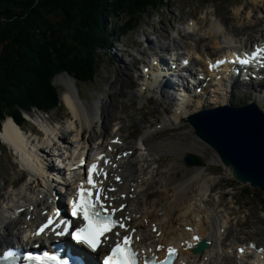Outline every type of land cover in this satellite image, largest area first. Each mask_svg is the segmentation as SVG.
<instances>
[{"label": "bare ground", "instance_id": "1", "mask_svg": "<svg viewBox=\"0 0 264 264\" xmlns=\"http://www.w3.org/2000/svg\"><path fill=\"white\" fill-rule=\"evenodd\" d=\"M256 1L258 2L259 0ZM251 8L254 9L253 7ZM237 17L241 18L239 15ZM260 23L261 22H259V24ZM185 25L184 29L179 28L178 32L175 33L179 38L178 42L174 41L176 35L171 36L167 34V31L161 34L159 40L157 38L159 43L156 45H159V49H156V54L157 52L165 51L172 45L175 49L186 50L185 54L191 58L192 63L195 66L203 68L211 62L210 59L213 57L229 54L238 48L252 47L253 43L258 44L264 39V28L258 30L257 28L261 25L256 23L248 25L253 28L254 31H252V33H243L242 36H236L237 33H242L240 28H238L237 33L235 32L236 34L228 33L224 27L210 26L203 30L202 27H198V22L191 18L187 19ZM151 33L152 32H148L146 34L143 32L141 34L140 39H143L144 49H138L137 53L140 52V56L130 51L129 54L132 56V59L142 58L144 60L145 57L148 58L149 55L153 54V48L151 46V40L153 43V38L151 39L150 37ZM195 35L199 36L195 37ZM165 39L166 41L168 39L171 43L167 44ZM187 39H191V41L189 42ZM153 44L155 45V43ZM139 46H141V43ZM147 47L149 49H147ZM196 50H199V53L196 52ZM150 52L152 54H149ZM127 66L126 64V69ZM203 71H205L204 68ZM260 73L262 72L260 71ZM60 74L56 76H58V79L61 78L64 80L63 75H67V73ZM206 74L211 76L208 72H206ZM69 77L73 81L72 77ZM138 77H141V79ZM145 77V74L141 72L134 75V79L137 83V92L136 96L133 92L134 95H132V100L138 98L137 93L139 95V93L142 92L140 93L142 94L140 96L142 98L141 101L138 99L141 103H145L144 101L151 97L149 94H152L154 95V99L156 98V103L161 104L164 101L168 102L166 111L171 110L174 104L176 107L174 111L166 115V117L158 123L161 125H157V127L151 126L150 129L146 131L145 135L142 134L143 137L141 136L140 140L145 145V149L143 150L140 148L139 142H128L125 140L127 135L125 137L121 133L124 128H122L123 121H118V123H109L107 120L103 121L101 113H99V116L95 114L98 112V105H96L94 109L96 112L89 113L88 110L84 108L83 104L79 103L73 88H68L67 86L68 91L65 97L67 102L64 98L63 99L69 111L71 109L72 117H70L71 119L69 118L67 126L61 131L56 132L50 129V127L42 125L41 127L45 131V137L43 136V138L30 136L26 131L18 134L16 131L9 128L6 118L2 127H0V140L13 149L22 170H27L31 174L33 179L30 184L34 185L31 186V188L25 185L21 191L19 190L17 193H13V196H11L13 199L10 197V200L7 203L5 202V206L3 205L0 207V244L10 242L9 238L11 236L17 237L18 233L21 231V227L30 235L34 231L36 223L43 220L42 216L39 214L41 210L45 209L51 214V209L47 203V197H52L48 194L50 192L48 185L53 184L55 187V180L57 177L55 176L56 174L53 176V174L46 173L45 164L48 162V159L51 160L50 162H53L51 157H55V160L60 163V159L68 154L67 148L70 149L69 157H72L75 154L81 156L83 154L86 155L88 151L96 150L101 147L103 149L100 152H106L112 158V163H116V167L110 170L113 174L109 178L110 184L108 185V187L115 186L116 192L110 193V196L114 200L117 198L115 202L116 206L121 203H126V207L119 215H121V217L127 215L132 219L130 224L136 227V234L140 236L138 242L139 246L145 245L146 249L152 247L153 251L158 253L159 258L165 255L166 248L175 246L179 250V264L262 263L263 258L260 256L264 254V251L257 250L255 252V258L251 255L244 257L241 254H237L236 250L238 247H246L245 245H248L249 242L255 244L256 248L261 247L262 250H264V243L259 244L257 240H253L254 238H249L248 241H245V236L231 237L232 230L227 224L228 214L222 217L221 211L206 207L208 198L203 200V197L208 194L210 186L208 182L204 181L205 174L203 172L205 171V163L203 164L202 162L200 166L198 165V167L192 169V175L183 181H174L172 177L175 172L179 173L181 165H184L183 158L185 154L190 152V154L202 157L200 152L202 151V146L206 145L204 141L193 133L190 126L185 130H181L182 126L187 125L185 120L187 114L216 105L222 106L228 104L229 106H235L233 105L234 101L232 97L235 96L236 89L239 90V87L236 85L238 84L237 80L234 78V82L229 84L218 80L211 85L212 88L209 91H211L212 94L209 95V97L203 98L198 96L193 99V103L176 104L173 103V99L167 93L165 87L158 89L152 83L145 81ZM225 84L226 87H224ZM127 85H131V83L128 82L120 87V91L116 92V96L122 94ZM263 85L264 75L260 82L254 84L255 89H253L252 96V92H250L251 97L249 96V102H255L262 108L261 111L264 113V108L262 107V103L264 102ZM207 91L205 90V93H208ZM155 92L158 93L156 96L154 94ZM144 106L142 105V108ZM112 113V111L109 114L107 113V117L112 115ZM100 125L101 127H99V129L96 128ZM95 128L98 133L97 138L95 140H90L93 138H91V132L96 131ZM86 129L89 130L91 134L89 138H85L86 140H84V131ZM108 129H112L113 135L111 137H107L109 133H107L106 136L104 135ZM166 129L173 130L175 133L167 138L157 136L159 132ZM109 132H111V130ZM148 134H150V136ZM116 136L121 139V144L113 145L116 151L107 152V146L111 145L110 140ZM223 140L228 141L225 137ZM57 143H59V146H57ZM128 143L137 144L129 146ZM50 144L53 147L52 150L49 149ZM207 147L206 145V148ZM130 150L132 151L131 154H129ZM124 152H126L125 156H123V154H125ZM167 154L175 156V160H172L173 162L167 167H162L160 165V158L162 156L165 157ZM209 161L212 163H220L216 153L212 155ZM117 176L120 177L119 182L115 180ZM161 181H163L161 189L165 191L166 195L169 194L167 200L165 198L166 196L163 198L166 200L165 204L161 203V200L158 198L145 202V198L149 199L151 189L154 185ZM198 183H201V188L199 190L200 198H189L191 196L189 192L190 189L195 187ZM68 188L69 185L66 186V190ZM25 190H27V192H24ZM55 191L56 193L60 192L62 188L55 189ZM121 193L125 194V198L120 197ZM160 205H163V207L160 208ZM24 206L26 209L21 213L22 218L20 220L16 222L9 218L11 211V213L15 215L16 209ZM40 206H42V208ZM30 207H33L31 212L29 211ZM29 213L35 215L27 217ZM124 213L125 215H123ZM152 222L155 223L152 224ZM17 225L21 226H18L16 231L13 232L11 228ZM186 225H191L194 232L199 233L200 239L209 240V246L202 253L193 254L191 252V248L195 244V241L191 239V232L185 230L184 227ZM188 244H191L192 247H188Z\"/></svg>", "mask_w": 264, "mask_h": 264}, {"label": "rangeland", "instance_id": "2", "mask_svg": "<svg viewBox=\"0 0 264 264\" xmlns=\"http://www.w3.org/2000/svg\"><path fill=\"white\" fill-rule=\"evenodd\" d=\"M147 8L146 12L138 16V18H143L138 22L136 28L127 32L125 31L123 34L118 32L114 33L115 37L110 44L111 48L105 51L104 49L97 50L96 54L100 58V66L93 81L85 83L75 82L74 78H72V81L68 74L63 75L64 80L61 78L58 79V75L52 81V84L54 83L53 85L57 88L60 94L65 91L63 85L68 88H73L74 93L78 97L79 103L83 104L84 108L88 110L89 113L96 112L94 109L96 108V105H98L99 109L95 114L99 116V113H101L103 121L107 120L109 123L123 121L122 128H124L121 133L123 136L128 134L127 137L125 136V140L128 142H133L137 138H141V133L148 127L143 133L145 135L146 131L150 129L154 121L157 119H159V121L154 123V127L161 125L158 123H160L166 115H169L174 111V108L166 111L168 102L164 101V104L156 103V98L154 99V95L152 94H149L151 97L146 100L148 101L146 107L142 108V105H145V103L140 102L142 99L140 97L142 94L140 93L142 92H140L139 95L137 93L138 98H135L140 99L139 102L135 101V99L132 100V95L135 94L136 96L137 92V83L134 79V74L139 73L137 72V68L140 64V60L132 59V56L129 54L131 56L130 58L124 51L121 52L119 50L117 51V49L115 50V48L112 47L113 44L119 48L127 47L128 50L135 45V49L132 53H137L138 49H144V45L141 44V46H139L140 43L137 41L138 37L140 36L139 38H141L143 32L146 34L152 32L150 37L151 39L153 38V43H155V45L151 40V46L153 48V54H156V49L159 47V45H156L159 43L157 38L159 40L160 35L166 33V31L167 34L171 35L174 34V30L178 32L179 28L184 29L186 26L185 23L188 19L187 17L197 20L198 27L202 26L203 30L210 26L224 27L228 33L236 34L238 28H240L242 33H237L236 36H242L243 33H252V31H254L253 28L248 26L252 23L261 25L257 28L258 30L264 28V1L261 0L258 2L256 0H156L154 5ZM238 15L241 16V18H238ZM125 18L124 14H120L116 19L124 20ZM259 22L262 24H259ZM113 23V19H107L106 27L110 28ZM197 36L199 35H195V37ZM178 40L179 39H176L175 41ZM166 42L167 44L171 43L168 39ZM148 47L147 49H149ZM130 51L128 52L130 53ZM139 53L140 52L136 55H139ZM149 54L152 53L150 52ZM126 64L128 65L127 69ZM128 82H130L132 86L127 85L123 93L116 96V92L120 91V87ZM57 83L63 85L58 86ZM67 91L68 90L66 89L65 92ZM237 91L240 90L236 89L235 96L232 97V100L234 101L233 105L236 106L248 103L250 97L253 95V90L251 91V96L246 90V93L244 94L238 93ZM241 91L244 90L241 89ZM154 94L156 96L158 93L155 92ZM150 99L152 104L149 101ZM68 111L69 110L61 100V105L58 110H52L47 114L43 113L42 118L45 119L48 117L52 122L55 121L56 123L53 124V128L55 129L53 130L59 132L67 126V122L69 121V119L66 121ZM111 111L113 113L110 115L111 117L108 116V118L107 113L109 114ZM38 115V113H32L30 114V117L36 119ZM70 115L72 117L71 109ZM5 120L6 118L2 121L1 127ZM101 125L96 128L99 129ZM187 127L189 126H182L181 130H185ZM22 128L28 133L29 130H32V125L24 122ZM110 130L112 132V129H108L104 135L106 136V134L109 133L107 137H111L113 132H109ZM91 133L86 129L84 131V140H86L85 138H89L90 134L92 135L91 138L93 137L90 140H95L97 138V129ZM173 133H175V131L166 129L159 132L157 136L167 138L173 135ZM29 135L31 136L32 134L30 133ZM148 135L150 136V134ZM137 143H128V145L134 146ZM6 145H2L0 148V207L10 200L13 193H17L19 190L21 191L25 185H28L26 187L30 188L34 185L30 184L32 179H27V170H22V167H20L21 165L18 164V159L13 149L10 147L12 149L11 151L7 147L8 145ZM57 146H59V143H57ZM49 149H53L51 144L49 145ZM202 151L200 153L202 154L201 158L203 159V164L212 163L209 159L215 153L214 150H212L210 146L206 148L205 145L202 146ZM51 158L55 160V157ZM172 160H175V156L173 155L167 154L165 157L162 156L160 158V165L162 167H167L173 162ZM195 167L198 166L187 167L185 164L181 165L179 173L175 172L172 176L174 181H183L187 179L192 175V169ZM203 173L205 174L204 181L208 182V185L210 186L208 194L203 197V200L208 198L206 201V207L210 209L215 208L216 210L221 211L222 217L228 214L227 224L232 230L231 237L245 236V241H248L249 238H254L253 240H257L259 244L264 243V197L261 195V192L257 191V188H251L249 186L244 188V185H235L229 180L228 172L222 171V169L217 166L207 165L206 170ZM12 184L13 186H11ZM162 184L163 181L154 185L151 189L149 199L145 198V202L158 198L161 200V203L165 204L169 194L166 195L165 191L161 189ZM200 186L201 183H198L195 187L191 188L193 190L190 189L189 192L191 196L189 198H200ZM24 192H27V190ZM164 197L166 200L163 199ZM11 199L13 198L11 197ZM159 207L162 208L163 205H160ZM154 223L155 222H152V224ZM16 228L17 226L11 228V230L15 232Z\"/></svg>", "mask_w": 264, "mask_h": 264}, {"label": "trees", "instance_id": "3", "mask_svg": "<svg viewBox=\"0 0 264 264\" xmlns=\"http://www.w3.org/2000/svg\"><path fill=\"white\" fill-rule=\"evenodd\" d=\"M156 0H0V124L21 111L56 108L51 76L66 71L89 82L99 67L96 52L115 32L134 27ZM120 14L124 20H117ZM113 19L110 28L106 20Z\"/></svg>", "mask_w": 264, "mask_h": 264}, {"label": "water", "instance_id": "4", "mask_svg": "<svg viewBox=\"0 0 264 264\" xmlns=\"http://www.w3.org/2000/svg\"><path fill=\"white\" fill-rule=\"evenodd\" d=\"M186 120L195 134L216 151L235 180L264 192V113L255 102L210 107ZM185 160L187 164L200 163L190 153ZM206 244L202 241L195 251H201Z\"/></svg>", "mask_w": 264, "mask_h": 264}, {"label": "snow or ice", "instance_id": "5", "mask_svg": "<svg viewBox=\"0 0 264 264\" xmlns=\"http://www.w3.org/2000/svg\"><path fill=\"white\" fill-rule=\"evenodd\" d=\"M187 61H185L186 63ZM218 63H223V61H219ZM119 142V141H116ZM92 168L95 169L96 165H92ZM118 179V178H117ZM88 183L92 184V176L89 175L88 177ZM81 199L79 201L73 200V210L72 215L78 216L79 214L83 213V218L85 220L91 221L92 217H98L100 220L108 219L107 217H100L99 212L96 210V205L90 200L85 199V195L87 197H91V192L85 193V190L81 188L79 193ZM98 199V198H97ZM49 224L52 223L51 220L48 222ZM115 224V221L112 222L111 225H104V224H97L95 222L90 223L87 227L83 229H78L74 234V239L87 244L89 247L95 249L98 247V244L100 242V237L104 235L105 232L111 231V227ZM121 227H124L123 224L120 225ZM44 227H47L45 225ZM44 228L40 229V232H43ZM58 235H63V231L60 233H57ZM193 239L199 240V237H194ZM130 243H131V237L125 236L123 238V245L117 244L115 248L112 249V254L107 257L105 260V264H136L135 257L136 253L130 250ZM188 247H192L191 244H188ZM241 252L243 249L240 250ZM169 256H172L176 249L170 248L168 250ZM6 255L11 256L13 253L8 252ZM66 264V262H65ZM145 264H149V262L146 260ZM152 264H155L153 261Z\"/></svg>", "mask_w": 264, "mask_h": 264}]
</instances>
